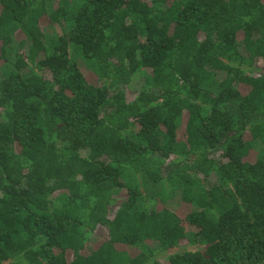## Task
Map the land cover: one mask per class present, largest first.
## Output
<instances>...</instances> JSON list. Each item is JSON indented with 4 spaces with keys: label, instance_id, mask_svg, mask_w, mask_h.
Returning <instances> with one entry per match:
<instances>
[{
    "label": "trees",
    "instance_id": "obj_1",
    "mask_svg": "<svg viewBox=\"0 0 264 264\" xmlns=\"http://www.w3.org/2000/svg\"><path fill=\"white\" fill-rule=\"evenodd\" d=\"M185 248L264 264V0H0V264Z\"/></svg>",
    "mask_w": 264,
    "mask_h": 264
},
{
    "label": "rangeland",
    "instance_id": "obj_2",
    "mask_svg": "<svg viewBox=\"0 0 264 264\" xmlns=\"http://www.w3.org/2000/svg\"><path fill=\"white\" fill-rule=\"evenodd\" d=\"M56 32L59 33V29H56ZM86 71V70H85ZM87 72V71H86ZM87 77L89 80H92L93 82H96L93 75L88 73L87 72ZM144 78H143V75L138 73L136 74L133 78H132V81L129 85V88H128V91L130 93V95H136L138 94V92L142 89L143 87V84H144ZM97 84V83H95ZM117 196L118 197H125L126 196V191L124 189H120L117 191ZM189 232H194L193 230H189ZM103 237V236H101ZM152 251H157V247L155 246V244L151 243L148 245ZM187 250H189L188 248H185V249H175V250H172V251H169L168 253H163V254H160L158 253L156 255L157 257V264H166V258L167 256H169L170 254H173V253H179V252H186ZM154 264V263H153Z\"/></svg>",
    "mask_w": 264,
    "mask_h": 264
}]
</instances>
